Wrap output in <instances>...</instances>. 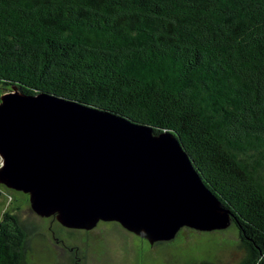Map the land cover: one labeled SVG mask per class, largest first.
<instances>
[{
    "label": "trees",
    "instance_id": "1",
    "mask_svg": "<svg viewBox=\"0 0 264 264\" xmlns=\"http://www.w3.org/2000/svg\"><path fill=\"white\" fill-rule=\"evenodd\" d=\"M13 86L172 131L231 212L235 264H264V0H0ZM37 228L5 209L0 264H28Z\"/></svg>",
    "mask_w": 264,
    "mask_h": 264
},
{
    "label": "water",
    "instance_id": "2",
    "mask_svg": "<svg viewBox=\"0 0 264 264\" xmlns=\"http://www.w3.org/2000/svg\"><path fill=\"white\" fill-rule=\"evenodd\" d=\"M0 182L41 216L85 228L116 220L151 244L232 222L172 131L16 86L0 95Z\"/></svg>",
    "mask_w": 264,
    "mask_h": 264
},
{
    "label": "rangeland",
    "instance_id": "3",
    "mask_svg": "<svg viewBox=\"0 0 264 264\" xmlns=\"http://www.w3.org/2000/svg\"><path fill=\"white\" fill-rule=\"evenodd\" d=\"M16 206L38 228L30 240L28 264H73V250L55 243L47 219L30 206L28 193L0 182V218ZM183 226L171 241L151 244L115 220H100L94 229H60L68 243L76 244L85 264H235L241 256L237 229L210 231Z\"/></svg>",
    "mask_w": 264,
    "mask_h": 264
},
{
    "label": "flooded vegetation",
    "instance_id": "4",
    "mask_svg": "<svg viewBox=\"0 0 264 264\" xmlns=\"http://www.w3.org/2000/svg\"><path fill=\"white\" fill-rule=\"evenodd\" d=\"M43 217L47 219L45 228L48 229L49 234H50L52 240L55 243H57L58 245L67 247V248H69L71 250H73L74 248L72 247V245L70 246L69 243L66 241L65 237L61 234L60 229H94L96 227V225L98 224V222L100 221L99 220L97 222V224L95 226L91 227V228H85V227H70V226H66L62 222H60L58 220V218L56 217L55 214H51V215L43 216ZM117 222H119V221H117ZM72 254H73V259L76 258L77 261H79V262H80V260H82V257L83 256H82V254H80V251L78 249L73 250V253Z\"/></svg>",
    "mask_w": 264,
    "mask_h": 264
}]
</instances>
